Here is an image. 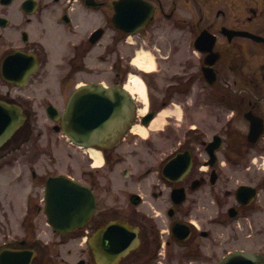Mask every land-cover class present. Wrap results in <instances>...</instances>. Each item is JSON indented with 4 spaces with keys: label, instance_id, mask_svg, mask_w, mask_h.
Here are the masks:
<instances>
[{
    "label": "flooded vegetation",
    "instance_id": "obj_1",
    "mask_svg": "<svg viewBox=\"0 0 264 264\" xmlns=\"http://www.w3.org/2000/svg\"><path fill=\"white\" fill-rule=\"evenodd\" d=\"M118 1L0 0V100L29 115L38 114L40 99L74 89L70 76L86 67L89 46H166L155 61L169 63L160 104L137 117L117 146L67 144L70 161H81L79 179L97 195L89 219L61 233L34 203L20 220L22 234H8L0 255L35 252L29 264H219L236 250L264 255V0ZM95 21L102 23L86 33ZM125 23L138 29L118 27ZM168 46H189V56L176 61ZM115 63L120 69V56ZM155 71L142 74L157 81ZM175 101L184 106L181 118L171 111ZM162 110L165 125L152 136ZM259 121L263 132L253 142ZM27 130L32 125L0 146V162L23 154ZM242 184L255 195L237 198ZM111 222L118 226L95 246L92 236ZM118 252V262L106 261Z\"/></svg>",
    "mask_w": 264,
    "mask_h": 264
},
{
    "label": "rangeland",
    "instance_id": "obj_2",
    "mask_svg": "<svg viewBox=\"0 0 264 264\" xmlns=\"http://www.w3.org/2000/svg\"><path fill=\"white\" fill-rule=\"evenodd\" d=\"M88 11L91 13L93 10L88 9ZM94 14L96 15V12ZM101 23L95 21L93 24L83 26V29L84 31L86 30V33H89L94 25ZM102 45H96L91 49L86 59V67L82 71L77 72L73 69L70 76L72 82L75 84L95 80L102 81L108 85L115 83L116 73L114 64L118 56H120L122 67L129 70L121 81L126 83L130 75L134 74L142 79L140 73L142 71L137 68L134 61L137 57H146L150 60L151 69L157 68L155 73L159 76L157 81H149L146 78L148 80L147 89L149 98L147 93L145 100L136 97L140 109L139 114L141 115L146 112L148 104L151 102L160 104L162 100L161 91L166 83L164 82L161 68L162 65L166 67L169 63L159 64L155 60L157 59L156 56L160 53V49L157 48H165L166 46H132L128 42H125L123 46ZM189 49V46H168V51L165 54L173 52V58L177 61V59H182L184 53H187L186 56H189ZM101 53L103 54V59L100 58ZM64 66L67 70L66 64ZM71 90L67 94H63V96L60 95L53 98L61 110L65 108L66 100ZM55 94H60V92L56 91ZM47 101L43 98L40 99L38 114L30 116L33 130L24 143L23 154L19 155V158L14 161L7 160L0 162V243L6 240L8 234H10L9 238L12 235L17 237L19 234H22L20 220L25 216L29 206L31 207L34 203L42 204L44 202V187L48 176L70 172L80 177L82 173L81 161L74 159L70 161L69 159L68 140L53 128L55 122L47 114L45 107ZM175 102L176 106H173L174 108L172 107L171 111L175 116L181 118L182 107L184 106H177L179 102ZM166 116V111H162L153 122V129H150V132L154 133L152 136L158 133L156 131L160 130V126H163ZM175 120L176 122H181L180 119ZM157 121H160L159 125ZM139 129L144 136L148 134L147 130L140 127ZM176 133L180 134L179 131L174 132V134ZM58 138H60V142ZM258 153L262 152L259 151ZM71 162L74 166L70 165ZM34 171H36V175H34ZM39 217L44 219V221L47 218L45 213H41ZM47 232H50V227H47Z\"/></svg>",
    "mask_w": 264,
    "mask_h": 264
},
{
    "label": "water",
    "instance_id": "obj_3",
    "mask_svg": "<svg viewBox=\"0 0 264 264\" xmlns=\"http://www.w3.org/2000/svg\"><path fill=\"white\" fill-rule=\"evenodd\" d=\"M122 27L128 29L125 24ZM96 34L101 35L102 29H98ZM49 114L55 120H62L57 129L62 128L76 143L107 147L116 145L134 121L136 101L121 83L105 86L100 82H90L77 88L62 113L51 105ZM151 116L153 114L148 117ZM26 118L21 108L0 102V144L10 138ZM45 203L52 225L68 231L86 221L95 207L96 195L88 185L70 176L56 175L47 181ZM256 256L234 253L221 264H250ZM29 260L30 257L21 264H27Z\"/></svg>",
    "mask_w": 264,
    "mask_h": 264
},
{
    "label": "bare ground",
    "instance_id": "obj_4",
    "mask_svg": "<svg viewBox=\"0 0 264 264\" xmlns=\"http://www.w3.org/2000/svg\"><path fill=\"white\" fill-rule=\"evenodd\" d=\"M135 65L138 68L150 70L152 65L150 60L146 57H137L134 61ZM126 88L136 97L143 98L145 100L146 96V85L144 81L136 74L130 75L129 79L126 81ZM161 121V120H160ZM160 121H157V124H160Z\"/></svg>",
    "mask_w": 264,
    "mask_h": 264
}]
</instances>
